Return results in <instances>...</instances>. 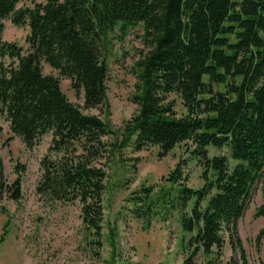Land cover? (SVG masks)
<instances>
[{"label": "trees", "instance_id": "obj_1", "mask_svg": "<svg viewBox=\"0 0 264 264\" xmlns=\"http://www.w3.org/2000/svg\"><path fill=\"white\" fill-rule=\"evenodd\" d=\"M20 1L0 0V57L16 61L0 67V115L26 146L52 134L49 151L55 157L42 158L37 192L78 200L83 224L99 236L105 172L92 164L106 149L102 138L114 135L112 152L156 145L160 156L190 142L192 158L203 168V186H187L178 163L165 178L168 186L135 191L130 211L147 226L174 199L183 210L193 200L181 218L183 230L193 232L189 244L205 254L220 248L223 232H236L255 184L264 198V0H44L16 9ZM8 17L16 25L28 21L24 55L2 40ZM138 23L150 45L137 62L138 109L120 131H112L69 102L41 62L83 92L86 109L105 105L108 35L118 25L124 30ZM171 94L184 114L175 113ZM209 147L226 148L228 155L210 156ZM11 187L18 200L20 179ZM255 215L264 217V203ZM263 237L264 227L257 238Z\"/></svg>", "mask_w": 264, "mask_h": 264}, {"label": "rangeland", "instance_id": "obj_2", "mask_svg": "<svg viewBox=\"0 0 264 264\" xmlns=\"http://www.w3.org/2000/svg\"><path fill=\"white\" fill-rule=\"evenodd\" d=\"M41 3L44 0H21L16 9L33 8ZM2 22V40L18 45L22 54H26L28 21L16 25L8 17ZM149 50L142 23L124 30L119 25L115 27L103 50L107 65L106 104L97 108L84 107L83 92L74 90L69 78L47 63L41 62V68L44 74L59 79L68 101L84 114L98 116L110 130L120 131L137 113L138 105L133 99L139 84L137 62ZM14 62L7 56L0 57V67ZM170 99L175 101V113L184 114L180 99L173 94ZM113 138L112 134L102 138L106 149L92 164L105 172L102 227L96 236L83 224L78 200L49 199L37 192L42 158L55 157L49 151L51 132L26 146L11 132L9 121L0 115V236L6 232L0 242V264H264V237L257 238L264 227V217L255 215L264 203L260 183L255 184L237 220L236 232L232 236L223 232V245L205 254L189 244L193 232L184 231L181 226L183 212L192 208L193 200L183 210L174 199L147 226L130 211L129 197L142 187L168 186L165 178L178 163L187 186L194 189L203 186V168L191 155L194 146L181 142L164 156L159 155L156 145L141 150L126 146L112 152ZM208 151L210 156L228 155L226 148L209 147ZM17 178L20 197L14 200L11 186ZM110 233L114 237V256Z\"/></svg>", "mask_w": 264, "mask_h": 264}]
</instances>
